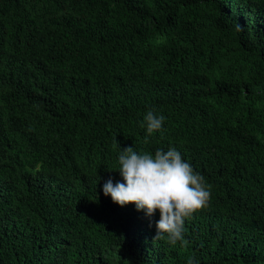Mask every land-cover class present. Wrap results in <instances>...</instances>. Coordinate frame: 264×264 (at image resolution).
Returning a JSON list of instances; mask_svg holds the SVG:
<instances>
[{"label":"trees","instance_id":"1","mask_svg":"<svg viewBox=\"0 0 264 264\" xmlns=\"http://www.w3.org/2000/svg\"><path fill=\"white\" fill-rule=\"evenodd\" d=\"M126 147L205 178L182 242L103 194ZM189 259L264 264V0H0V264Z\"/></svg>","mask_w":264,"mask_h":264},{"label":"clouds","instance_id":"2","mask_svg":"<svg viewBox=\"0 0 264 264\" xmlns=\"http://www.w3.org/2000/svg\"><path fill=\"white\" fill-rule=\"evenodd\" d=\"M165 120L155 109L146 111L141 121L147 133L145 143L149 135L163 129ZM113 170L119 172L121 179L115 183L111 177L106 180L103 194L120 206L133 203L147 217L158 210L156 237L166 236L171 244L183 241L185 219L206 207L210 199L205 178L175 147L157 149L154 154L138 152L134 147L119 148ZM187 264H193V260L189 259Z\"/></svg>","mask_w":264,"mask_h":264},{"label":"bare ground","instance_id":"3","mask_svg":"<svg viewBox=\"0 0 264 264\" xmlns=\"http://www.w3.org/2000/svg\"><path fill=\"white\" fill-rule=\"evenodd\" d=\"M178 79H179V78H178ZM179 80H180V79H179ZM174 82H175V81H174ZM175 84H177V83H175ZM175 84H174V85H175Z\"/></svg>","mask_w":264,"mask_h":264}]
</instances>
